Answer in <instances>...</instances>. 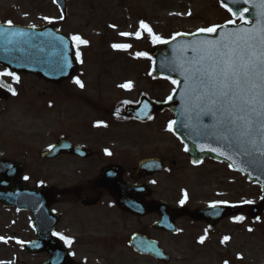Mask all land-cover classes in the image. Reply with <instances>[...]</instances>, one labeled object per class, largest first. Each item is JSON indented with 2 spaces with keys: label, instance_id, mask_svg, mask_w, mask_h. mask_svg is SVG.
<instances>
[{
  "label": "rangeland",
  "instance_id": "rangeland-1",
  "mask_svg": "<svg viewBox=\"0 0 264 264\" xmlns=\"http://www.w3.org/2000/svg\"><path fill=\"white\" fill-rule=\"evenodd\" d=\"M67 15L63 20L52 0H0L2 22L39 27L51 21L67 36H79L87 41L86 44L76 42V53H80V70L70 82L53 85L32 76H17L19 81L12 76H0V81L16 93L7 101L0 100V162L5 160L22 164L25 168L22 177L25 186L34 187L46 179L57 185L58 182L65 183L64 178H68L64 187L74 186L71 182L76 181L75 177L70 179L72 172L78 170L74 160L44 162L40 155L62 136L75 144L76 137L89 135L87 130L95 124L98 116L85 105L86 102L92 104L94 109L97 106L98 109L102 107L114 112L120 103L137 100L142 93L150 92L161 99L168 97L174 89L173 85L165 83L159 87L153 85L147 76L151 66L147 53L158 43H153L147 32H142L141 39L135 38L141 22L147 24L155 35L169 40L180 32L190 34L232 19L228 11L213 0H68ZM121 33L132 35L126 37ZM114 44H128L131 47L120 50L113 48ZM137 53H146V56L138 57ZM3 72L6 71L0 69V73ZM77 80L84 85L83 88L76 83ZM167 120L168 116L162 115L151 126L141 128L131 123L117 124L111 117L107 132L97 131L93 134L150 132L144 137L158 138L157 146L168 145L176 150L177 164L173 168L178 172L179 180L185 182L183 186L192 185L189 191L199 192L196 199L202 203L209 196L206 191L220 190V186H215L221 184L216 180L222 174H226L229 180L239 182L245 201L261 197V190L256 185L249 184L245 178L231 175V169L224 165L207 161L203 167L191 168L179 140H171L164 133ZM206 184L209 185L205 191L203 187ZM66 207L61 205L59 208L68 210ZM31 219L27 212L0 205V238H3L0 239V264H41L45 260L44 257L29 254L22 247L33 236ZM70 222L66 218L64 224ZM261 222L248 240L251 264H264V215ZM70 230L79 234L75 225ZM239 239L244 243V237L236 235V248ZM73 251L81 260L82 242L75 243Z\"/></svg>",
  "mask_w": 264,
  "mask_h": 264
},
{
  "label": "flooded vegetation",
  "instance_id": "flooded-vegetation-1",
  "mask_svg": "<svg viewBox=\"0 0 264 264\" xmlns=\"http://www.w3.org/2000/svg\"><path fill=\"white\" fill-rule=\"evenodd\" d=\"M152 80L155 82L152 84L158 87L161 83L169 85V81L164 78L159 81ZM147 95L158 102L168 98L160 99L150 92ZM87 106L98 117L90 130H87L89 132L87 137L75 138L77 157L66 155L52 161L72 159L76 162L78 170L72 172L70 176V179L75 177L76 181L71 182L74 186L64 187L68 178L63 179L65 183L58 182L57 185L52 184L50 179L35 185L48 188L50 195L55 199L51 209L58 216L60 223L54 228L53 233L70 239L72 244L70 246L65 244L53 234L52 238L61 241L67 247L75 262L251 264V245L248 240L262 224L261 220L250 221L247 212L244 211L218 222L197 220L193 216L198 210L209 209V205L213 203L219 206L245 204L237 180H229L226 174H222L216 180L221 182L215 186H220L217 192L206 191L209 185L206 184L203 189L209 196L205 203H202L200 199H196L199 192H190L192 185L183 186L185 182L179 180L178 172L173 168L177 164L176 150L168 145L157 146L158 138L144 137L150 135V132L103 136L93 134L97 131L107 132L106 128L112 121L146 128L157 118L166 115L169 120L165 122L164 133L173 140L174 134L168 131V126L173 120L170 112L155 116L144 124L117 120L116 108L113 112L102 107L98 109L97 106L94 109L92 104ZM138 135L140 137H137ZM184 157L191 168H200L207 163L194 167L186 153ZM146 160H158L163 167L162 173L149 175L141 171V164ZM230 174L239 179L243 178L235 172ZM151 203H156L159 210L151 211ZM61 205L67 206L68 210L60 209ZM30 216L32 218V214ZM239 217L244 219L239 220ZM66 218L71 220L69 224H64ZM74 225L78 228L79 234L70 230ZM31 232L33 236L28 241L40 242V236L33 227ZM236 235L244 237V243L238 240L237 248ZM201 237H204V243L199 242ZM225 237L229 239L222 243ZM79 242H82L83 248L81 260H78L77 253L73 251V245ZM38 256L45 258L41 264L49 259L48 254Z\"/></svg>",
  "mask_w": 264,
  "mask_h": 264
},
{
  "label": "water",
  "instance_id": "water-1",
  "mask_svg": "<svg viewBox=\"0 0 264 264\" xmlns=\"http://www.w3.org/2000/svg\"><path fill=\"white\" fill-rule=\"evenodd\" d=\"M54 1L60 8L62 15L66 17V0ZM217 1L222 7L231 8L234 12L247 7L249 10L244 15L249 23L223 24L227 27L218 28L217 33L214 34L202 32L190 36L180 34L175 39L169 40V43L158 44L150 52L154 61L152 74L157 79L164 76L179 82L175 84L177 89L171 95L172 99L163 104H156L151 100L147 102V98L142 97L138 105L131 103L124 105L120 109L119 117L146 122L151 115L170 110L175 118L174 121H176L172 126L173 132L185 144L188 149L187 153L194 165H200L207 159L225 162L230 165L231 169L243 173L250 182L259 185L263 192L262 198L257 203L198 210L193 216L197 220L218 222L235 212L246 210L251 220H257L264 213V164L249 163V157L242 155L227 140L216 134L212 127L213 120L207 116H197L198 109L192 110L190 118L185 116V108L190 102L185 95L184 77L177 69L178 63L181 60H190L196 55L192 51V46L200 41L217 40L224 32L235 31L237 27H254L261 2V0H252L248 5H236L232 4L231 0ZM0 65L18 74L32 73L57 85L71 79L78 71L72 41L58 32L52 25L35 29L18 25L9 27L8 24H0ZM0 98L8 99V94L2 88H0ZM143 109L148 110V112ZM201 147L204 148L203 151H201ZM210 148L216 149V151H209ZM219 152H224V155H219ZM61 154L76 155V147L62 140L55 147L42 154V158L54 159ZM257 160H264V158L257 157ZM23 170L21 165L15 163L7 161L0 163V203L6 207L32 211L35 216V229L39 233L40 242L27 244L24 246L25 249L33 254H51L52 258L45 264H76L70 259L63 245L52 239L53 230L59 222L50 210L54 199L45 189L23 188L20 179ZM141 171L153 174L161 172L162 168L157 161H144L141 165ZM150 205L151 211L159 210L156 204ZM174 216L177 217V215Z\"/></svg>",
  "mask_w": 264,
  "mask_h": 264
},
{
  "label": "snow or ice",
  "instance_id": "snow-or-ice-1",
  "mask_svg": "<svg viewBox=\"0 0 264 264\" xmlns=\"http://www.w3.org/2000/svg\"><path fill=\"white\" fill-rule=\"evenodd\" d=\"M251 2L252 0H231V3L236 5H248ZM248 10L245 7L234 12L229 8L228 11L232 13L233 19L228 20L227 25H235L237 19L243 24L249 23L244 15ZM227 25H214L201 28L199 31L214 34L217 33L218 28H226ZM8 26L12 27L11 21L8 22ZM142 32H147L153 43H169L155 35L144 22L140 23V30L134 34L135 38L141 39ZM121 35L127 37L132 34L121 33ZM72 39L77 44L87 43L79 36H73ZM129 47L131 45L128 44L113 45V48L120 50H127ZM192 51L196 55L190 60H181L177 65V69L184 77L185 95L190 102L185 108V116L190 118L192 110L198 109L197 116H207L213 120L212 127L216 134L227 140L242 155L249 157V163L264 164V160H257V157L264 158V0L260 2L254 27H237L235 31L224 32L217 40L200 41L192 46ZM79 56L80 53L77 52V59ZM137 56H146V53H137ZM0 76H12L14 80L19 81V77L13 76L11 72L0 73ZM76 83L83 88L84 85L79 80ZM172 83L179 82L173 80ZM0 87L6 86L0 83ZM120 87H130V85H120ZM9 91L13 95L16 94L11 88ZM168 99L171 100L172 97L169 96ZM175 123L176 121L170 122L168 131H173L172 126ZM187 150L185 147V151ZM203 150L204 148L201 147V151ZM208 150L216 151L212 148ZM106 154L111 155V153ZM218 154L224 155V152ZM25 179L27 180L28 177ZM181 203L183 204L184 201ZM209 207L217 208L219 205L213 203ZM53 235L58 236L69 246L72 244V241L63 235L58 233ZM228 239L225 237L222 243ZM199 242L204 243V237H201ZM17 243L23 242L17 241Z\"/></svg>",
  "mask_w": 264,
  "mask_h": 264
}]
</instances>
